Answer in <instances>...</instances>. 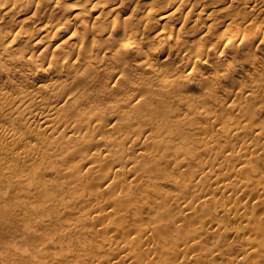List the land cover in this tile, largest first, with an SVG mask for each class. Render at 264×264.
I'll return each mask as SVG.
<instances>
[{"label": "rangeland", "instance_id": "obj_1", "mask_svg": "<svg viewBox=\"0 0 264 264\" xmlns=\"http://www.w3.org/2000/svg\"><path fill=\"white\" fill-rule=\"evenodd\" d=\"M14 1L16 0H10L6 5H10ZM19 1L20 2H18L10 12L5 13L4 9H0V25H6L7 27L13 26L15 29L14 37H12L13 44L8 45L7 48L0 45V131L8 127L21 138L16 145L17 151L11 153L2 149L3 146H10L12 144L4 140L0 132V264H49V262L50 264H54L55 262V264H86L87 262L89 264V261L90 264H93L96 260H100V258L109 253V250L108 252H104L105 249L108 248V245L104 243L103 237L113 239V244L119 247V245H122L121 241L124 240V236L128 235L131 237L136 234L135 230L139 225L142 224L146 227H151V225H154L155 221L159 219L163 222L161 223L159 221L157 223H161L166 227L165 231L168 238L166 243L160 241L156 244V242L150 241L149 239L145 242L144 237L150 232L146 234L138 233L135 236V240L140 243L135 246L133 245V249H135L137 253L144 255L147 252H151V250L156 251L158 245L167 247L171 251L172 247L175 246L176 249H180L181 252L185 253V255L179 253V256L177 255L175 257L176 259L174 258V263L177 262L176 264H179L183 258L188 264L264 263V261L261 262L264 259L261 261L257 260V255L255 253H248L250 249L249 245L241 238L244 233L248 234H244V237L250 235L255 237L256 235V232H253L255 227L251 230L249 229L251 227L246 228L243 226L249 221L252 223L258 222L264 239V206H253L257 197H264V138L258 139V137L252 136L247 132V129L250 131L253 127L255 128L258 125V127H261V125L264 127V12L250 10L243 0H189L186 5L180 7L182 15L185 16L188 21H182L180 18L183 22V29L179 35L180 42H178L177 47L166 48L162 56L152 60L155 67L161 68L160 74L156 75L147 68L138 69L135 65L124 69L125 71L119 68L113 69V67L108 64L110 63L108 61L110 59H108L107 56L106 59L108 60L103 59L95 64V74H88L86 80L81 81L79 85V83L75 82V76L79 73L82 67L81 64L86 60V56L76 53L79 49L83 50L92 46L91 40H88V38L94 39L95 41L98 39V32L96 33V30L91 32L90 28L86 30L81 21H74V19L70 20L69 18L72 13L82 5L92 8L93 14L99 10L106 12L111 1ZM166 1H168V5L164 7V10H173L171 4L175 0H140L135 4L136 11L130 16L128 22H123L122 17L119 16L118 26L135 25L140 17L148 15L151 9H162L160 2ZM40 3L41 6L37 7ZM172 6L175 8L173 4ZM126 7H129L126 12L131 13L132 6L126 3ZM93 14L88 13L87 16L84 17V22L89 27L95 25L97 29L98 26L100 27V25H103L102 21L104 22L105 20L107 22L112 20V18H106L103 14L100 16L102 20L100 19L97 20L98 22H94L92 19ZM209 14L212 16L208 17ZM66 18L71 21V24L67 29L65 27L61 28L59 33H64L61 37L57 35L54 36L51 32L41 31L36 33L37 29L42 27L43 23L52 22L59 24ZM169 19L170 21H174L171 20L172 18ZM10 22H13L14 25H11ZM27 28H33L35 32L30 39L21 38V34ZM71 30L81 33L86 31V39L82 42L81 39H75L74 37L70 38ZM166 30L168 31L169 28ZM234 32L249 36L250 39H247L249 42L243 46L240 41H227V35ZM121 35L122 34H118L109 38L110 42H108V45L110 43V51H112V46L121 38ZM1 36L3 35H0V37ZM36 42L40 46L45 44H49L50 46L49 50L43 53H33L29 51L43 67H34L33 65L27 64L24 60H19V58L24 55V52H26L25 50L38 46L35 44ZM143 43L147 44L151 47L150 49L153 50L154 42L152 40L148 41L144 39ZM196 43H203L211 49H216L218 47L224 48L226 45L230 48L244 49L242 54L236 57L237 62L234 69L226 73L227 78H223L225 75L221 77L215 76V74L221 70L216 71V67L214 66L216 61L214 59L207 62L206 59L203 58L205 66L201 68L195 66L194 58L192 57L187 66H185L184 62L167 60L168 58L176 57L177 53L190 56L191 53H194L193 48ZM66 51L70 52L72 55L74 54V56L78 55L80 57L75 56V59L72 60L73 62L71 61L73 68V70H71L72 74L66 76V74L59 72V77L49 70L48 65H57L61 68L64 62L60 57H62V53ZM98 51L99 50H95V52ZM223 51L225 56L218 61L219 66L229 59L228 50L224 49ZM131 54V59H134L137 53L136 51H132ZM113 70H118L122 73L120 72L119 74V72L116 73ZM191 71H193V75ZM199 71L205 73L203 78H198L197 74H199ZM114 73L117 74L114 75V77L119 76L120 79L122 78L123 81L122 79L121 81L124 84V87H120L119 89L116 88L117 90L111 82V78H109L111 76L113 77ZM48 75H51L58 83V89H60V87H62L61 90L64 89L62 90L63 93L61 90L57 92L58 89L56 91L39 89L40 82H43ZM168 78L170 81H167L171 82L175 79L173 82L176 83L174 84L171 82L169 84L171 86L174 85L173 88H168L171 90H169V92L172 93L165 95V93H163V85L165 83H161V81L166 82ZM192 78L194 80H192ZM74 79L75 81H73ZM181 79H186L187 81L183 83ZM179 80L181 81L180 83H178ZM64 82L69 84L72 83V88L76 86L77 89L73 88L75 91L72 90V88L69 90L71 86L66 83L64 84ZM181 83L183 84L181 85ZM159 85L161 89H157L158 87L160 88ZM103 87L106 88L104 89ZM90 88L93 90L89 91ZM139 88H141L143 92H139ZM66 89L71 93H65ZM20 90L30 91L32 92V96L21 106H16V108H14L17 103L8 104V98L18 94ZM150 90H155L157 93H152ZM72 91L74 92L72 93ZM149 91L153 95H148V97L146 94H148ZM81 92L82 94H80ZM89 92L94 94L93 97L88 95L91 94ZM155 94L158 95L155 96ZM159 94L161 95L160 97ZM172 94L176 96H173L174 99L171 96ZM88 98L92 99L88 100ZM146 98L154 99L147 100L148 102H146ZM156 99L157 103H155ZM135 101H140L137 103L141 106V108L139 106L140 109L135 108L133 105H137ZM25 104H31L35 110L43 106V104L49 105V107L51 106L50 108L54 106V110L57 109L59 112L56 113L54 111L51 117L60 118L59 120L64 117L67 119H64L66 122L61 120V126L58 128V131H54V134L56 133L57 135V132H62L65 127L62 125L66 123V126L72 125V129L74 128V132H72L73 136L69 133V138L65 139V141L61 140V143L64 142L63 144L60 143V140H56L58 143H53L54 141L52 139L60 135H51L52 133L50 131L48 132L40 128L37 123L31 122L26 117L21 116V113L19 116L14 114L17 107L19 110ZM149 104L151 105L150 108ZM154 104L156 108L153 106ZM232 104L235 105V107H232ZM64 106L65 110L63 109ZM132 106L140 113L138 114L135 110L133 111ZM130 107L132 110L129 109ZM166 107L167 110L165 111L164 109H166ZM154 108L160 111L157 112ZM188 108L189 110H187ZM192 110L196 113H193ZM96 111L99 112V115H95ZM132 111L137 115V119L134 117L135 114ZM126 112H128V114L131 112L130 114L132 115L128 116L125 114V117L126 115L129 119L134 117V120L137 121L133 122L134 120L130 119L132 121L130 122L127 117L126 119L128 120L122 119L121 116ZM160 112L162 114H160ZM60 115H62V117H60ZM106 115H110V117ZM111 115L114 116L112 117ZM138 115L142 116L138 119ZM144 115L149 117H146L149 121L144 118ZM207 115H210V120ZM96 116H98L99 119H96ZM141 117H143V123H141ZM86 118L89 119L87 120ZM75 119L80 120L81 123H77L78 120ZM93 119H96L95 121L98 120L101 124L99 125V122L95 124ZM89 120H93V122H89ZM88 123H91V127L87 126ZM140 123L141 125L138 127ZM238 125H244V128H247L244 129V134L242 131L237 132V134H231L229 130ZM112 126L113 128L116 127L114 128L115 131ZM133 128L136 129L134 130ZM137 128H141L142 130H146L147 128V131L144 135L141 134L138 136V134L135 135ZM86 132L93 135L91 139L95 136L98 138H100L99 136L108 137L109 139L114 136L112 137L113 139H110V143L114 142L111 146L109 145L105 148H101L102 146H97V148L91 146V148H87L88 145H85L87 141H84L82 142L84 144H81L84 147L83 150V147L80 145V141L82 140L79 135L82 136L86 134L87 137L88 134ZM110 134L112 136H109ZM151 134L158 135L164 139L165 137L170 138L169 141H171V143L169 142V144L167 141V143L158 144L150 142L146 137ZM89 136L90 135H88L87 139H90ZM122 139L127 144H124L126 147L125 149L122 148L124 146H122L121 142L117 143L118 140L124 142ZM135 139L141 143V146L136 151L132 150L133 140ZM243 139H247L244 140L246 142L252 141L254 144L252 148H257L254 153L245 156V162L254 167V170H252L248 176L249 187L247 189V191H251L252 195L247 194L246 191L245 194L236 193L230 196L227 193H221L215 190L213 184H205L197 187L193 186V181L199 178L200 174L198 170L201 165H205L202 171L206 173L214 169L217 171L219 165H223L224 168L222 171H217L218 173L225 172L226 168L231 167L234 160L228 161L229 159H226L227 157L225 154H228V150L224 148L232 146L237 141L240 142L239 140L243 141ZM66 141L68 145L71 147L73 146L72 148L74 149H79L81 147L79 151L80 153L82 151V155L86 156L90 153L87 155L88 157L94 152V148H96L94 149L96 151L98 149L102 150L103 154H108V152L112 154L114 148L116 150L118 149V152L120 149L121 155L124 152L128 153H126L127 155H123L124 158L128 157L129 159H135L138 166L130 174L125 176V178L127 177V180H124L126 181L125 183L122 180L120 184H114L115 187H113L115 189H112V193L110 191L111 194L102 193L103 195L97 196V199L96 197L92 198V196H96V190L98 189V187L92 186V184L95 183V181L101 182L103 178L101 175H107L105 171L109 169L108 167H110V165L112 168L109 169V174L114 175V170H116L117 167L122 168L121 162L124 164L123 160L125 159L123 158L121 162L118 160L119 164L117 166H113L107 159L102 162L101 160H96L94 162L96 164L98 161L96 165L86 163L80 168V165L76 166L77 163H79L77 161L81 159L80 157L77 159L76 157L74 158L75 155L72 157L64 153L62 156L54 154V152H56V147L65 146ZM51 143L54 145L58 144V146H54L55 149L54 147L51 148ZM206 143L209 144V149L205 148ZM107 148L111 150L108 149L110 151H105ZM187 148L188 150L190 149L189 152H192V155L190 154L191 157L187 159V163L180 167L178 172L166 171L167 174L164 170L163 172L159 169L160 171L158 172L154 171L156 172L155 174L151 173L149 175H142L139 179L136 178L143 170L141 166L144 164L148 166L151 163L153 159L150 155L151 150L156 151L159 155L165 151L167 156L165 158V163L163 162L164 159L162 162L172 166L176 162V157L172 154V151L174 149L179 151L184 149V151L188 153V150H185ZM23 150L30 152V155H24L18 158L17 153ZM118 152L115 154L117 155L120 153ZM85 153L87 154L85 155ZM116 157L114 160H117V158L121 159ZM58 158L59 160H57ZM213 158H215V160ZM104 161L107 163V166L109 165L108 167H106ZM210 162L211 164L213 163L212 166ZM63 163H65V165ZM73 163H75L77 167V169L73 170L74 174H72L71 170L75 168V166L73 168L70 166L74 165ZM101 163L103 164L101 165ZM208 164H210V166H208ZM91 166H93V168H91ZM103 167L104 169L100 171L99 168ZM124 167L130 169L129 165ZM78 168L80 169L78 170ZM197 168V171L194 170ZM62 169L67 171L64 172ZM191 170L193 175L191 174ZM69 172H71L70 175ZM161 172L163 173L161 174ZM83 174H85V176H83ZM156 176H158L160 180L156 178ZM98 177L101 179H97ZM16 178H21L22 183H15L14 181ZM150 178H154L155 181L158 180L161 182L157 184V181L155 183H150L148 180ZM129 180L131 184L136 182L135 186H133V184L131 186ZM148 184L150 186L147 187ZM113 191H115V193H113ZM146 194L147 198H145ZM202 194H204V198L206 199L203 203L200 197ZM236 195H240V199L239 197L237 199ZM100 196L101 198L98 199ZM107 197L112 198V200H109ZM115 197L117 199H115ZM175 198H178V201ZM90 199L92 200L91 202L88 201ZM124 200L127 203L124 202ZM47 201L50 202L47 203ZM121 202L125 203L123 208ZM185 202H190L191 207H187ZM184 205L186 207H184ZM61 206L64 208H60ZM220 206H223L227 212L220 210ZM92 207H96V209ZM62 209H66V213ZM243 212H247L246 218L240 219L239 215ZM77 215H87L86 221L82 218V222H75L74 219ZM67 222L75 223L78 228H81L87 233L86 236H83L85 239H83L82 236H76V234L74 235L72 233L74 239H72V236H68L70 237L68 238L66 234H69L68 232L75 226L71 223L72 226L69 224V227H71L68 229ZM168 222L169 224H167ZM107 223H110L111 227L106 228ZM252 223H250V225H252ZM240 225H242V227ZM236 226H240L241 233H243L241 236L238 234H230L228 236L226 235L227 233L224 234V232H226L225 227L228 229V227ZM191 235H193L192 239H190ZM262 236L260 235L259 237L261 238ZM174 239L175 242L178 243H175ZM172 240L176 245L172 243ZM89 242H91L92 247H89ZM193 242L195 244L198 243L196 245L197 247ZM187 244L189 248L186 246ZM191 245L193 248L189 250ZM245 245H247V248ZM212 246H214L212 249L213 253L209 251ZM82 247L85 249H81ZM101 247L104 249L103 253ZM111 249L115 250V248ZM176 249H172V251L175 250L173 251L175 252L174 254L178 253H176V251H178ZM173 252H170L171 254H169V256L171 255L173 257ZM56 253L59 255L54 256ZM61 254H64L63 257L66 259L61 258ZM239 254L244 255V257L242 256V258ZM250 254H254V257L251 258L252 255ZM182 255L184 257H182ZM93 256H97L99 259ZM92 257L94 259L93 261L91 259ZM56 260H60V262ZM121 261L122 259L119 258L117 262V257L109 260V262L113 264H128L127 261ZM150 264H165V262H161L160 259L157 258L151 261Z\"/></svg>", "mask_w": 264, "mask_h": 264}, {"label": "bare ground", "instance_id": "obj_2", "mask_svg": "<svg viewBox=\"0 0 264 264\" xmlns=\"http://www.w3.org/2000/svg\"><path fill=\"white\" fill-rule=\"evenodd\" d=\"M10 1V0H9ZM9 1H6V0H0V9H4V11H5V13H7V12H10L11 10H13V8H14V6L18 3V2H20L19 0H16V1H14L12 4H10V5H6L7 3H9ZM111 2H110V6L107 8V11L106 12H104L103 10H99V11H97L96 13H94L93 14V12H92V8H88V7H85V6H80V7H78L79 9H76V11H74L73 13H72V15H71V17L69 18L70 20H73L74 19V21H76V20H79V21H81V23H82V25H83V27L87 30V29H89L90 28V30H91V32H93V31H95L96 33H97V35H98V39H96L95 41H94V39H89L88 38V40H91V44H92V46H90V47H88V48H85V49H79L78 50V52L76 53V54H78V55H83V56H86V60H84L83 61V63L81 64V69H80V71H79V73H77L76 74V76H75V79H76V81H75V79L73 80V81H75V82H77V83H79V85L81 84V81H84V80H86V76L88 75V74H95V64H97L98 62H100V60H108V59H110V60H108L110 63H108V64H110L112 67H113V69H117V68H119V69H122L123 71H125L124 69H127V68H130V67H133V65H135L136 67H138V69H143V68H147V69H149L150 70V72H153L154 74H160L159 72L161 71V68L160 67H155L154 66V64H153V62H152V60L153 59H155V58H159L160 56H162L163 54H164V50L166 49V48H168V47H177V45H178V42H180V39H179V35H180V33H181V31H182V29H183V22L182 21H188V19H186V17L185 16H183L182 15V12H181V10H180V7L181 6H184V5H186L187 3H188V1L189 0H175V1H173V5L175 6V8L172 6V4H171V8H173V10H171V11H168V10H164V7H166L167 5H168V1H166V2H160V6L162 7V9H151L150 10V12H149V14L148 15H144V16H142V17H140V19H139V21L135 24V25H128V26H118L119 25V16L120 17H122V21L123 22H128V20H130V16H132L133 15V13L136 11V9H135V4L137 3V2H139L140 0H110ZM244 1V3H246V5L248 6V8L250 9V10H252V11H254V10H257V11H260V12H264V0H243ZM126 3H128L130 6H132V10H131V13H127L126 11H127V9L129 8V7H126ZM41 6V3L40 4H38L37 5V7H40ZM93 14L92 15V19L94 20V22L96 21V22H98L97 20H100L101 19V15H105L106 16V18H112V20L111 21H105L104 20V22L102 21V23H103V25L101 26L100 25V27L98 26V28L96 29L95 28V25H93V26H88L85 22H84V17L85 16H87V14ZM212 15L211 14H209L208 15V17H211ZM113 17H114V19H113ZM169 18H172L171 20H174V21H170V19ZM180 18H181V20H180ZM68 18H66V19H64L63 21H61L59 24H55V23H52V22H48V23H43V25H42V27H40L39 29H37V31H36V33H39V32H41V31H44V32H51V33H53V35L55 36V35H57L58 37H61L64 33H59L60 32V30H61V28L62 27H65L66 29L67 28H69L70 27V24H71V21L69 20ZM102 20V19H101ZM11 23V25H14V23L13 22H10ZM143 27V33H142V27ZM169 28V30L167 31L166 29H168ZM14 31H15V29H14V27L13 26H10V27H7L6 25H4V26H2V25H0V35H3V36H1L0 37V45L1 46H3L4 48H7L8 47V45H11V44H13V39H12V37H14ZM35 31H34V29L33 28H27L25 31H23V33L21 34L22 36H21V38H26V39H30L31 38V36L33 35V33H34ZM118 34H122L121 35V38L117 41V43H115L113 46H112V51H110L109 50V45H110V43H109V45H108V42H110L109 41V38H112V36H114V35H118ZM72 37H74L75 39H81L82 40V42L86 39V31H84V33H81V32H78V31H75V30H71V32H70V38H72ZM249 36H247V35H245V34H238L237 32H234V33H231V34H229V35H227V38H226V40L227 41H230V42H233V41H240V43H242L243 44V46H245L246 45V43H248L249 42V40H247V39H250V37L248 38ZM144 39H146V40H152L153 42H154V47H153V50L152 49H150L151 47H149L147 44H144L143 43V41H144ZM35 44H37L38 45V43L36 42ZM49 48H50V46H49V44H45V45H42V46H40V45H38L37 47L36 46H34V48H30L29 50H25L26 52H24V55H22L20 58H19V60H24L27 64H29V65H33L34 67H37V66H41V67H43L42 66V64L40 63V62H38L37 61V59L36 58H34L33 57V55L29 52V51H32L33 53H35V52H39V53H43V52H46L47 50H49ZM224 49H227L228 50V60L227 61H225V62H223L220 66L218 65V61H220L224 56H225V53H224ZM243 49L244 48H230V47H228L227 45H226V47H218V48H216V49H211V48H208L205 44H203V43H196L195 45H194V48H193V51H194V53H191V55L190 56H186V54H183V55H181L180 53H177L176 54V57H174V58H168L167 60H169V61H174V62H184L185 63V66H187L188 64H189V62L191 61V57L192 58H194V64H195V66H197L198 68H201V67H204L205 66V62H204V60H203V58H205L206 59V61L207 62H209L211 59H214L216 62L214 63V66L216 67V71H218V70H221V71H218L216 74H215V76L216 77H221V76H224L223 78H227V75H226V73L227 72H229V71H231V70H233L234 69V67H235V65H236V57H238V56H240L241 54H242V52H243ZM95 50H99L98 52H95ZM179 50V49H178ZM132 51H136V56L134 57V59H131L132 58V54H131V52ZM180 51V50H179ZM181 52V51H180ZM167 54V53H166ZM78 55H75V56H78ZM75 56H74V54L72 55V54H70V52H68V51H66V52H63L62 53V57H60V59L61 60H63V65L61 66V68H59L57 65H54V66H50V65H48V68H49V70H51L54 74H56V75H58V74H60L59 72H62V73H64V74H66V76L68 75L69 76V74H72V71L71 70H73V68H72V63H71V61L73 60V59H75ZM108 56V59H106V57ZM78 57H80V56H78ZM16 58V57H15ZM77 59V58H76ZM142 59V60H141ZM73 62V61H72ZM102 62H104V61H102ZM61 65V64H60ZM41 67H39V68H41ZM135 67V68H136ZM194 69V68H193ZM192 69V70H193ZM114 71V70H113ZM100 72V71H99ZM114 72H119V74H120V72L121 71H118V70H116V71H114ZM122 73V72H121ZM191 73H192V75H193V71H191ZM199 74H197L198 75V78H203L204 76H205V73H203V72H198ZM114 75H117V74H113V77L111 76V77H109V78H111V82L114 84V87H115V89L117 88V89H119L120 87H124V84L122 83V81H123V79H122V81H121V79L119 78V76H115L114 77ZM191 75V76H192ZM59 76V75H58ZM60 77V76H59ZM121 77V76H120ZM190 77V76H189ZM189 77H188V79H189ZM194 77V76H193ZM178 78V77H177ZM176 78V79H177ZM93 79V78H92ZM183 79V78H182ZM181 79V80H182ZM187 79V78H186ZM186 79H184V80H182L183 81V83H184V81H187ZM196 79H197V77H196ZM65 80V79H64ZM78 80V81H77ZM167 80H169L170 81V79L168 78V79H166V82H163V81H161V83H165L164 85H163V91H161V92H163V93H165V95L166 94H169V93H172V92H169V90L170 89H168V88H170V87H174V85H169L171 82H173L174 80L173 79H171V80H173V81H171V82H169V81H167ZM178 80V79H177ZM191 80V79H190ZM192 80H194L193 78H192ZM198 81H199V79H197ZM165 81V80H164ZM56 81L53 79V77L51 76V75H48V77L47 78H45L44 79V81L43 82H40V84H39V89H45L46 91H56L57 89H58V83L56 82ZM181 81L179 80L178 81V83H180ZM66 82H64V84H65ZM160 83V84H161ZM174 83V82H173ZM176 83V82H175ZM174 83V84H175ZM183 83H181V85L183 84ZM190 83V82H189ZM188 83V84H189ZM63 84V85H64ZM66 84H69V83H66ZM72 84V83H71ZM71 84H69L70 86H71ZM106 84H107V82H106ZM105 84V85H106ZM112 84V85H113ZM166 84H168V85H166ZM64 86H66V85H64ZM77 86H78V84H77ZM87 86H89V87H91L90 85H87ZM103 86V85H102ZM160 86V85H159ZM166 86V87H165ZM66 87H68V86H66ZM61 88L62 87H60V89H58V91L57 92H59V90H61ZM64 88V87H63ZM72 88V86L71 87H69V90ZM73 88H75V89H77L76 88V86L74 87L73 86ZM72 88V90H74ZM79 89H81L80 87H78ZM87 88V87H86ZM85 88V89H86ZM104 89L106 88V87H103ZM116 89V90H117ZM140 90H139V92L142 90L141 88H139ZM157 89H161V86H160V88L158 87ZM62 90H64V89H62ZM61 90V91H62ZM68 89H66V91H67ZM68 90V91H69ZM88 90V89H87ZM92 91L93 89L92 88H90L89 89V91ZM65 91V93H71V92H66ZM75 91V90H74ZM74 91H72V93L74 92ZM78 91H80V90H78ZM83 91V90H82ZM150 91H152V93L153 92H156L155 90H150ZM150 91H149V93L148 94H146V96H148V95H153V94H151L150 93ZM171 91V90H170ZM77 92V91H76ZM141 92H143V91H141ZM158 92H160V91H158ZM53 93V92H52ZM62 93H63V91H62ZM89 93H91V92H89ZM136 93H137V91H136ZM135 93V94H136ZM157 93V92H156ZM163 93H161L162 95H163ZM56 94H58V93H56ZM80 94H82V92L80 93ZM85 94H87V93H85ZM84 94V95H85ZM92 94V93H91ZM88 94V95H90V96H92L93 97V95L94 94ZM71 95V94H70ZM78 95H79V92H78ZM83 95V97H84V99H85V96ZM156 95H158V94H155V96ZM165 95H163V96H165ZM31 96H32V92H30V91H24V90H20L19 91V93L18 94H16V95H14V96H10L8 99H9V102H8V104H11V103H17L16 105H15V107L14 108H16V106H21L22 104H24V102H26L29 98H31ZM62 96V95H61ZM64 96V95H63ZM161 95L159 94V97H160ZM172 97L173 96H175V95H171ZM64 97H66V96H64ZM82 97V96H81ZM82 97V98H83ZM88 97V96H87ZM149 97V96H148ZM154 97V96H153ZM176 97V96H175ZM151 98V97H150ZM155 98V97H154ZM154 98H152V99H154ZM158 98V97H157ZM164 98V97H163ZM166 98H167V96H166ZM166 98H164V99H166ZM90 98H88V100H89ZM92 99V98H91ZM90 99V100H91ZM152 99H145L146 100V102H148L147 100H152ZM160 99V98H159ZM161 99H162V97H161ZM160 99V100H161ZM173 99H174V97H173ZM87 100V99H86ZM139 100H141V99H139ZM170 101H173L172 99H169ZM162 101V100H161ZM67 102H68V100H67ZM66 102V103H67ZM136 102V101H135ZM140 101H138V102H136V104L137 103H139ZM145 102V103H146ZM150 102H152V101H150ZM149 102V103H150ZM65 103V104H66ZM155 103H157V99H156V102ZM46 104V103H45ZM45 104H43V106H40L37 110H35V109H33V106L31 105V104H25L21 109H19L18 110V107H17V109H16V111H15V113L14 114H17V116H19L20 115V113H21V116H24V117H26L29 121H31V122H35V123H37L38 125H39V127L40 128H43L44 130H47L48 132L50 131L52 134L51 135H53L54 134V131L55 130H57L58 131V128L61 126L60 125V123H62V121L65 119V120H67L65 117L62 119L61 118V120H59V119H57V117H54V116H52L51 117V115L53 114V112L55 111L56 113L57 112H59V111H57V109H55L54 110V106H52V108H50L49 107V105H45ZM168 104H169V101H168ZM134 106H135V108H139V106L140 105H138V107H137V105H135V104H133ZM146 105H148V104H146ZM160 105V104H159ZM164 105H166V104H164ZM67 106V105H66ZM134 106H132L133 107V111L135 110V108H134ZM150 104H149V108H150ZM154 107H155V104L153 105ZM156 106H157V104H156ZM168 106V105H167ZM232 107H235V105H231ZM160 108H161V105L159 106ZM58 108V107H57ZM140 108H141V106H140ZM139 108V109H140ZM152 108V107H151ZM156 108V107H155ZM154 108V110H157V112H159L160 110H158V109H155ZM64 110H65V106H64V108H63ZM129 109H131V107L129 108ZM139 109H137V110H139ZM153 109V108H152ZM132 110V109H131ZM162 110V109H161ZM165 111L167 110V107H166V109H164ZM187 110H189V108L187 109ZM132 111V112H133ZM136 111V110H135ZM140 111H142V110H140ZM169 111V110H168ZM167 111V112H168ZM138 112V114L140 113L139 111H136V113ZM151 112V111H150ZM156 112V111H155ZM163 112V111H162ZM192 112L193 113H196L195 111H193L192 110ZM55 113V114H56ZM109 113V112H108ZM107 113V114H108ZM131 113V112H130ZM128 114V112H126V113H124L123 114V116H121L122 117V119H126V117L129 119V115H132V114ZM134 113V112H133ZM165 113V112H164ZM163 113V114H164ZM66 114V113H65ZM125 114H127L126 115V117H125ZM135 114V113H134ZM141 114H142V112H141ZM144 114V113H143ZM160 114H162L161 112H160ZM95 115H99V112L98 111H96L95 112ZM120 115V114H119ZM206 115V114H205ZM63 116H64V112H63ZM107 117H110V115L108 116V115H106ZM112 117L114 116V115H111ZM140 116H142V115H138V119L140 118ZM145 116V115H144ZM209 116L210 115H207V117H208V119L210 120V118H209ZM60 117H62V115H60ZM111 117V119L113 120V118ZM116 117V116H115ZM114 117V118H115ZM134 117L137 119V115L135 114L134 115ZM134 117H132V119L131 120H134L135 118ZM147 117V115L144 117V118H146ZM142 118V122L141 123H143V117H141ZM147 118H149V117H147ZM146 118V119H147ZM78 119H82V118H78ZM78 119H75V120H78ZM87 119V118H86ZM89 119V118H88ZM87 119V120H88ZM91 119V118H90ZM96 119H99V117L98 116H96ZM95 119V120H96ZM107 119V118H106ZM109 119V118H108ZM128 119H126V120H128ZM129 119V121L130 122H132L131 120ZM64 120V121H65ZM84 120H85V118H84ZM94 120V119H93ZM93 120H89V122L90 121H92L93 122ZM94 120V121H95ZM110 120V119H109ZM108 120V121H109ZM148 120V119H147ZM147 120H144V121H147ZM158 120V119H157ZM129 121H127V122H129ZM135 121H137V120H134L133 122H135ZM149 121V120H148ZM66 122V121H65ZM75 122H77V121H75ZM81 123V121L80 120H78V122L77 123ZM91 122V123H92ZM96 122H99L98 120L97 121H95L94 123L95 124H97ZM127 122H126V124H127ZM70 123V122H69ZM91 123H88V125L87 126H89V127H91L90 126V124ZM114 123V122H113ZM141 123L140 124H138V127H140V125H141ZM66 124V123H65ZM65 124H63L62 126H65L64 128H63V131L62 132H57L58 134L57 135H60V136H58V137H54L52 140L54 141L53 143H58L57 141H59L60 140V143H61V140H64L65 141V139H67V138H69V133H71L72 134V132H74V128L72 129V125H70V126H66ZM93 124V123H92ZM99 125L101 124V122H99L98 123ZM137 124V123H136ZM134 125V124H133ZM132 126V125H131ZM247 126V125H246ZM249 126V125H248ZM259 126V125H258ZM253 127V129L252 130H248L246 127L244 128V125L243 126H234V127H232L231 128V130H229V132L231 133V134H237V132H240V131H244V129H247V132H249L252 136H256V137H258V139L260 138H264V127L261 125V127ZM134 127V126H133ZM136 127H137V125H136ZM62 128V127H61ZM98 128V127H97ZM112 128H113V126H112ZM114 128H116V127H114ZM113 128V130L115 131V129ZM134 129V128H133ZM136 129V128H135ZM134 129V130H135ZM139 128H137V132L135 133V135L136 134H138V136H140L141 134L142 135H144V133L147 131V128H146V130H142L141 128L138 130ZM144 129V128H143ZM113 130H110V131H113ZM225 131H226V129H225ZM246 131V130H245ZM1 132V137L4 139V140H6V141H8V142H10L9 144H12V145H10V146H3L2 147V149L3 150H5V151H8V152H11V153H13V152H16L17 151V147H16V145L19 143V141L21 140V138L19 137V136H17L16 135V133L11 129V128H8V127H6V128H4V129H2V131H0ZM134 132V131H133ZM233 132V133H232ZM60 133V134H59ZM87 134H88V132H86ZM248 133V134H249ZM70 134V135H71ZM243 134H244V132H243ZM54 135H56V133L54 134ZM53 135V136H54ZM56 135V136H57ZM88 135H90L89 136V138L90 139H87L88 138ZM87 135V137H86V134L85 135H79L80 137H81V140L82 141H80L81 143H80V145L81 144H84V143H82V142H84V141H87V143L85 144V145H88V147L87 148H91V146H95L96 148H97V146L99 147H101V148H105V147H108L109 145L111 146V144L114 142H111L110 143V139L112 138V137H114V136H112L111 134L109 135V136H112L110 139L108 138V137H103V136H99L100 138H98V137H94V138H92L91 139V137H93V135L92 134H88ZM92 135V136H91ZM52 136V137H53ZM71 136H73V134L71 135ZM70 136V137H71ZM106 136V135H105ZM108 136V135H107ZM127 136V135H126ZM51 137V138H52ZM79 137V138H80ZM165 137V136H164ZM245 137H246V135H245ZM256 137H254V138H256ZM57 138V139H56ZM147 139H148V141H150V142H154V143H156V144H158V143H171V141H169V139L170 138H167V137H165V139L164 138H161L160 136H158V135H153V134H151V135H148L147 137H146ZM249 138V137H248ZM252 138V137H251ZM250 138V139H251ZM113 139V138H112ZM115 139V138H114ZM257 139V138H256ZM52 140H51V142H52ZM57 140V141H56ZM117 140V139H116ZM123 140V139H122ZM236 140V139H235ZM244 140H247V139H243V141H241V140H239L240 142H235V144H233L232 146H229V147H225L224 149L225 150H228V154H225L226 155V159L228 160V161H230V160H234L233 161V164H232V166L231 167H229V168H226V170H225V172H220V173H218L219 171H222V169L224 168V166L223 165H219V168L217 169V171L214 169V170H210V171H208L207 173L206 172H203L202 171V169H203V166H205L203 163V165H201L200 167H199V170H198V168L197 169H194V170H198L199 172V174L201 175H199V178H197V179H195V181H193V186L194 187H197V186H203V185H209V184H213L214 186V188H215V190H218V191H220L221 193H227L228 195H234V194H238V193H240V194H245L246 193V191H247V189H248V187H249V178H248V176H249V174H250V172L252 171V170H254V167L253 166H251L249 163H247V162H245V156L247 155V154H250V153H254V151H256L257 150V148H252L253 146H254V144L252 143V141L251 142H246V141H244ZM68 141V140H67ZM67 141H66V145L64 146V145H62V147H56V146H58V144L57 145H54L53 143H51L50 144V146H52L51 148H53L54 146L56 147V152H54V154H56V155H60V156H62V154L64 153V154H66V155H70V156H74V158L76 157L77 159H78V157H80L81 159H79L77 162H79V163H77V165L76 166H78V165H80L79 167L81 168L83 165H85L86 163H90L91 165L92 164H94V165H96V164H98L97 162L99 161V160H101V162L103 161V160H109L108 162H111L112 163V165L113 166H117L118 164H119V161L121 162V160H123V158H124V156L123 155H127L128 153L127 152H124V150H123V152L125 153H123L122 155H121V151H120V149H119V152H118V149L116 150L114 147H115V145H114V147H111V148H114V150H113V152L114 151H117L119 154H115V153H117V152H112V154H111V152H110V154H109V152H108V154H103L102 153V150H94V149H96V148H94L93 149V153L91 154V156H87V155H89V154H87V153H85V155L87 156H84V155H82V151H81V153H80V151H79V149L81 148H79V149H74V148H72L71 146H69L68 145V143H67ZM89 141V142H88ZM124 141V140H123ZM167 141V142H166ZM250 141V140H249ZM119 142H121V144H122V146H124V147H122V148H126L125 147V145H127L126 143H125V141L124 142H122V141H120V140H118L117 141V143H119ZM264 142V141H263ZM64 143V142H63ZM63 143H61V144H63ZM116 143V142H115ZM169 143V144H170ZM60 144V145H61ZM125 144V145H124ZM59 145V146H60ZM69 147H68V146ZM84 145V146H85ZM208 143H206V145H205V148H208ZM82 147H83V145H81ZM119 146V145H118ZM117 146V147H118ZM141 146V143H139L138 141H137V139H135V140H133V149L132 150H134V151H136V150H138L139 149V147ZM55 147H54V149H55ZM71 147V148H70ZM116 147V148H117ZM120 147V146H119ZM118 147V148H119ZM78 148V147H77ZM121 148V149H122ZM128 148V147H127ZM53 149V150H54ZM58 149V150H57ZM108 149H110V148H107V149H105V151H107ZM209 149V148H208ZM255 149V150H254ZM82 150V149H81ZM83 150H84V147H83ZM111 150V149H110ZM110 150H108V151H110ZM185 150H188V148L187 149H185ZM190 150V149H189ZM189 150H188V153L187 152H185L184 151V149L183 150H181V151H179V150H176V149H174L172 152V154L176 157V162H175V164L174 165H172V166H170V165H168V164H164L165 163V158H166V156H167V154L165 153V151H163L162 152V154L161 155H159V154H157V152L156 151H154V150H151L150 151V155H151V157L153 158L152 159V161H151V163L147 166V164H144V165H142L141 166V168L143 169L137 176H136V178L137 179H139V178H141L142 177V175H149V174H155L156 172H158V171H160V170H164L165 171V173H167L166 171H170V172H178L179 170H180V167L182 166V165H184L185 163H187V159L188 158H190L191 156H190V154L192 155V152H189ZM126 151V150H125ZM183 151V152H182ZM223 151V150H222ZM43 152V151H42ZM84 152V151H83ZM225 152V151H224ZM127 153V154H126ZM137 153V152H136ZM139 153V152H138ZM223 153V152H222ZM41 154H43V153H41ZM47 154H50V153H47ZM63 154V155H64ZM170 154H171V152H170ZM259 154H261V153H259ZM24 155H26V156H29L30 155V152H26V151H19L18 153H17V157L18 158H20L21 156H24ZM43 156V155H42ZM119 157V158H121V159H118L117 157ZM257 156H258V154H257ZM117 158V160H114V158ZM126 157V156H125ZM60 158V157H59ZM59 158L57 159V160H59ZM128 158V157H127ZM127 158H124L125 160H123L124 162V164H122V162H121V165H122V168H120V167H117V169L116 170H114V175H110L109 174V169H111L112 168V166L110 165V167H108L107 166V163L105 162V165H106V167H108L109 169L107 170V171H105L106 173H107V175H105V176H103V175H101L103 178H102V180H101V182H100V184H99V182H97V181H95V183H90V184H92V186H96V187H98V189L96 190V196L94 195V196H92V198L93 197H96V199H97V196H99V195H101L102 193H110V191H111V193H112V189L115 187L114 186V184L116 183H119L120 184V182L123 180H127L126 178H125V176L127 175V174H130L133 170H135L136 169V167L138 166V164H137V162H136V160L135 159H127ZM163 159H164V161H163ZM214 160H215V158H213ZM212 159V160H213ZM96 160H98L97 162H96V164L94 163ZM119 160V161H118ZM213 160V161H214ZM164 163H163V162ZM212 161V162H213ZM23 163V162H22ZM64 165H65V163H63ZM63 164H62V166H63ZM74 165H70L72 168L75 166V163H73ZM103 163H101V165H102ZM206 164V163H205ZM210 164H211V162H210ZM210 164H208V166H210ZM213 164V163H212ZM212 164H211V166H212ZM225 164L227 165V163L225 162ZM23 165V164H22ZM25 165V164H24ZM128 166L129 165V167H130V169L129 168H127L126 169V167H124V166ZM75 166V168H73L72 170H71V172H72V174H74L73 172V170L74 169H77V167ZM68 167V166H67ZM124 167V168H123ZM65 168V167H64ZM69 168V167H68ZM68 168H67V170H68ZM80 168H78V170L80 169ZM91 168H93V166H91ZM102 169H104V167L103 168H99V170L100 171H102ZM106 169V168H105ZM160 169V170H159ZM221 169V170H220ZM228 169V170H227ZM62 170H64V172L65 171H67V170H65V169H62ZM70 170V169H69ZM77 170V171H78ZM53 171H55V170H53ZM76 171V172H77ZM154 171H156V172H154ZM163 171V172H164ZM187 171V170H186ZM55 172H57V171H55ZM63 172V171H62ZM71 172H69V175L71 174ZM88 172V171H87ZM104 172V173H105ZM145 172V173H144ZM163 172H161V174L163 173ZM54 173V172H53ZM67 173V172H66ZM97 173V172H96ZM105 173V174H106ZM160 173V172H159ZM159 173H158V175H159ZM164 173V174H165ZM190 173V172H189ZM168 174V173H167ZM191 174H192V170H191ZM65 175V174H64ZM98 175V174H97ZM193 175V174H192ZM196 175V174H195ZM194 175V176H195ZM198 175V174H197ZM241 175V176H240ZM66 176V175H65ZM83 176H85V174H83ZM95 176H96V174H95ZM88 177V176H87ZM90 177V176H89ZM99 177H100V175H99ZM97 178V179H101V178ZM123 177V178H122ZM125 178V179H124ZM156 178H158L159 180H160V178L158 177V176H156ZM149 180V182L150 183H155L156 181V184L158 183V182H161V181H158V180H156L155 181V179L153 178V179H148ZM15 183H17V184H20V183H22V179L21 178H16L15 179V181H14ZM126 181H124V183H125ZM129 182H130V180H129ZM128 182V183H129ZM96 184V185H95ZM129 184H131V182L129 183ZM133 184V186H135V184H136V182H133L132 183ZM132 184H131V186H132ZM186 184V183H185ZM118 185V184H117ZM114 186V187H113ZM148 186H150L149 184L147 185V187ZM155 186V185H154ZM96 187H95V189H96ZM102 187V188H101ZM129 187H130V185H129ZM132 188V187H131ZM115 189V188H114ZM132 192V191H131ZM131 192H130V195H131ZM110 193V194H111ZM113 193H115V191H113ZM132 193H134V192H132ZM247 194H251V191L250 190H248L247 191ZM103 195V194H102ZM252 195V194H251ZM113 196V195H112ZM116 196V195H115ZM122 196V195H121ZM141 196H142V194H141ZM237 196V199H238V197H239V199H240V195L238 196V195H236ZM53 197V196H52ZM89 197H91V196H89ZM114 197V196H113ZM143 197H144V194H143ZM202 199H201V201H202V203L203 202H205L206 201V199L204 198V194H202L201 196H200ZM91 198V199H92ZM99 198H101V196L100 197H98V199ZM107 198H109V200L111 199L112 200V198H110V197H107ZM145 198H147V194L145 195ZM50 199V198H49ZM88 200V201H92V200ZM115 199H117L116 197H115ZM142 198L140 197V200H141ZM144 199V198H143ZM177 201H178V198H175ZM108 200V201H109ZM54 201V200H53ZM52 201V202H53ZM84 201V200H83ZM115 201V200H114ZM142 201V200H141ZM48 202H50V201H47V203ZM103 202V201H102ZM124 202H126L125 200H124ZM124 202H121V206H122V208H123V206H124ZM127 203V202H126ZM50 204H53V203H50ZM49 204V205H50ZM101 205V204H100ZM185 205L187 206V207H191V205H190V202H185ZM184 205V207H186ZM47 206H48V204H47ZM63 206V205H62ZM60 207V208H64V207ZM65 206V205H64ZM67 206V205H66ZM253 206L254 207H262V206H264V197H261V196H259V197H257V199H256V201H255V203L253 204ZM68 207H69V205H68ZM66 208V207H65ZM93 208V207H92ZM121 208V209H122ZM56 209V208H55ZM58 209V208H57ZM56 209V210H57ZM69 209V208H68ZM68 209H67V212H68ZM70 209H71V207H70ZM93 209H96V207H94ZM92 209V210H93ZM98 209H99V207H98ZM219 209L220 210H222V211H225V212H227L226 211V209L223 207V206H220L219 207ZM51 210V209H50ZM59 210V209H58ZM63 210V209H62ZM62 210H61V212H62ZM90 210H91V208H90ZM64 212L66 211V209L65 210H63ZM96 211V210H95ZM57 212V211H56ZM66 213V212H65ZM246 213L247 212H243V213H241L240 215H239V218L241 219V218H246ZM85 214V213H84ZM87 214V213H86ZM234 215V214H233ZM235 217V216H234ZM84 219L85 221H86V219H87V215H77L76 217H75V222H82L81 221V219ZM249 218V217H248ZM74 220H72V221H74ZM163 222L162 220H157V221H155V223H154V225H151V227L150 226H148V227H146V226H144V225H139L138 226V228H136V230H135V232H136V234H138V233H140V234H146V233H148V232H150V233H148L147 235H148V237H147V235L144 237L145 238V242H146V240L147 239H149L150 241H154V242H156V244H158L160 241H164L165 243H166V241H167V236H166V227H165V225H163V224H161V223H157V222ZM45 222V221H44ZM43 222V223H44ZM71 223H73V222H71ZM71 223H69V222H67V226L69 227V224L71 225ZM250 223H252V222H249V221H247L246 223H245V225H243V226H245L246 228H249V227H251V228H249V229H251V230H253V228H254V230H253V232H256L254 235H255V237H252L253 235H250V236H247V237H244V234L243 233H241V229H240V226L242 227V225H240V226H236V227H228V229H227V227H225L226 228V232H224L225 231V228H224V234L225 233H227L226 235L228 236V235H232V234H238L239 236H241L242 234V236H241V238L247 243V245H249V250H248V253H255L256 255H257V260L258 261H261L262 259H264V239H263V236H262V234H261V228L259 227V225H258V222H253L252 223V225H250ZM167 224H169V222L167 223ZM72 226V225H71ZM70 226V227H71ZM73 226H75V227H73V229L72 230H70V232H68L69 234H66V236L68 237V236H72V234H76V236H82V238H83V236H86V234L87 233H85L81 228H78L77 227V225L75 224V223H73ZM63 227V226H62ZM70 227L68 228V229H70ZM109 227H111V224L110 223H107L106 224V228H109ZM202 227V226H201ZM243 229H244V227H243ZM243 229H242V231H243ZM223 232H222V234H223ZM72 233V234H71ZM259 233H260V235L262 236L261 238L259 237L260 235H259ZM133 234H135V233H133ZM136 234L135 235H133V236H131V237H129L128 235H126V236H124V240H122L121 242H122V245H119V247H116L115 246V244H113V239H110L109 237H103V241H104V243L105 244H107L108 245V248H106L105 249V251H104V249L102 250V253H103V251L104 252H108V250H109V253H107L106 255H104L102 258H100V260H96L95 261V263H93V264H113V263H111V262H109V260H112V259H114L115 257H117V262H118V260H119V258H121L122 259V261L121 262H124V261H127V263L129 264H150V262L151 261H154V260H156L157 258H159L160 259V261L161 262H165V264H176V263H174L175 261V257L178 255L179 256V253H183L184 255H185V253L184 252H181L180 251V249L178 250V249H176V247L174 248V247H172V249H176V250H178V251H176V253L177 254H174L175 252H173V251H175V250H173L172 251V249H171V247H170V249H171V251L167 248V247H161V246H159L158 245V247H157V249H156V251H153V250H151V252H147L146 254H144V255H141V254H139V253H137L136 251H135V249H133V245L135 246V245H138L140 242H138L137 240H135V236H136ZM245 235H248V234H245ZM259 235V236H258ZM61 236V235H60ZM60 236H58V237H60ZM109 236H110V234H109ZM111 237V236H110ZM175 237V236H174ZM192 237H193V235H191V238H190V236H189V238L190 239H192ZM62 238V237H61ZM61 238H60V240H61ZM68 238H70V237H68ZM67 238V239H68ZM112 238V237H111ZM176 238V237H175ZM72 239H74V237L72 236ZM83 239H85V238H83ZM177 239V238H176ZM79 240V239H78ZM77 240V241H78ZM123 241H124V243H123ZM244 241H242V242H244ZM76 242V241H75ZM174 242H175V239H174ZM173 242V240H172V243H174ZM78 243V242H77ZM97 243H99V242H97ZM103 243V244H104ZM169 243H171V242H169ZM175 243H178V242H175ZM174 243V244H175ZM194 243V242H193ZM84 244H85V242H84ZM88 244V243H87ZM116 244H118V243H116ZM192 244V243H191ZM195 244V243H194ZM198 243H196L195 244V246L197 245ZM244 244V243H243ZM89 247H92L91 245V242H89ZM102 245V244H101ZM176 245V244H175ZM193 245V244H192ZM192 245L190 246V249L189 250H192ZM247 245H245V247L247 248ZM81 246H83V245H81ZM104 246V245H103ZM168 246H171V245H168ZM187 247H188V244L186 245ZM194 246V247H195ZM215 246V245H214ZM214 246H212V248H210L211 250H209V251H211L212 253H213V247ZM84 247H86V246H84ZM197 247V246H196ZM244 247V246H243ZM88 248V247H87ZM99 248V247H98ZM111 248H115V250H112ZM189 248V247H188ZM81 249H85V248H81ZM89 249V248H88ZM100 250V249H99ZM188 250V251H189ZM196 250V249H195ZM180 251V252H179ZM245 251V250H244ZM170 252H173L172 254H174V256L172 257L171 255V257L169 256V254H171ZM243 252V251H242ZM150 253H151V255H150ZM244 253H246V252H244ZM105 254V253H104ZM243 254V253H242ZM57 255H59L58 253H56L54 256H57ZM63 255L64 254H61V258H65V257H63ZM241 257L243 256L244 257V255H241V254H239ZM238 255V256H239ZM250 255H252V254H250ZM247 256V255H246ZM67 257V256H66ZM93 257H95V256H93ZM93 257L91 258L92 259V261L94 260L93 259ZM170 257V258H169ZM181 257V256H180ZM182 257H184L183 255H182ZM242 257V258H243ZM251 257V256H250ZM254 257V254L252 255V257L251 258H253ZM95 258H98L97 256L95 257ZM175 258V259H174ZM59 259V258H58ZM66 259V258H65ZM64 259V260H65ZM99 259V258H98ZM241 259V258H240ZM46 260V259H45ZM102 260V261H101ZM182 261L179 263V264H188L187 263V261L186 260H184V258L183 259H181ZM243 260V259H242ZM47 261H49V260H47ZM56 261H58V262H60V260H56ZM89 261V260H88ZM243 261H245V260H243ZM264 260H262L261 262H263ZM53 262H55V261H53ZM253 262V261H252ZM260 262V263H261ZM38 263H39V261H38ZM52 263V262H51ZM56 263V262H55ZM54 263V264H55ZM254 263V262H253ZM49 264H50V262H49ZM53 264V263H52ZM86 264H88V262L86 263ZM89 264H90V261H89ZM251 264V263H250ZM258 264H259V262H258ZM261 264H264V263H261Z\"/></svg>", "mask_w": 264, "mask_h": 264}]
</instances>
